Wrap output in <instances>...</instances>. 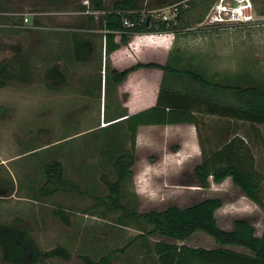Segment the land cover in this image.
Instances as JSON below:
<instances>
[{
	"label": "rangeland",
	"instance_id": "1",
	"mask_svg": "<svg viewBox=\"0 0 264 264\" xmlns=\"http://www.w3.org/2000/svg\"><path fill=\"white\" fill-rule=\"evenodd\" d=\"M114 1L104 0L107 6ZM245 1L250 4L242 10L249 17L248 22L208 24L217 3L234 6ZM175 4L186 9L181 24L191 30H181L177 22L174 33L147 34L150 39H167L170 50L167 56L147 55L145 59L155 58L163 65L170 55L179 54V67L198 68L210 82L224 84L233 77L234 82L245 87L244 76L249 75L246 79H253L264 88V0L138 2L141 15L155 19ZM88 7V0H0V62H9V71L14 75L13 80L0 85V191L5 190L4 196H0V223L12 224L18 219L41 251L60 246L70 254L66 261L50 258L39 264H82L79 255L96 260L109 253L111 264H158L153 245L163 239L149 235V225L123 217L121 211L95 205L93 199L108 194L107 182L116 179L112 161L129 151L124 121L127 116L107 122L127 114L135 103L128 104L125 96L118 97L110 81L105 85L103 80L100 85L105 63L97 57L89 64L78 65L72 56V63L57 66L64 81L54 80L55 84L45 77V71L53 66L51 56L45 57V52L54 53L58 44L67 47V38L78 36L70 31L80 17L86 16L84 10ZM24 17L28 18L27 23L23 22ZM20 55L30 66L32 81L16 63ZM132 56L135 58L133 53ZM135 62L137 59L116 70ZM106 64L110 67L109 62ZM25 77L31 82L22 81ZM169 81L167 77L166 82ZM226 97L223 95V99ZM154 105L149 104L148 108ZM194 116L197 139L206 155L224 140L234 136L241 140L242 161L260 173L264 198V125L251 126L209 115L204 110ZM142 131H149L151 137L142 140L140 148L135 138L134 164L120 188L121 203L129 212H159L170 206L185 208L206 198H218L223 202L215 214L219 228L230 231L234 220L246 219L255 228L256 236L261 235L264 207L249 202L232 184L215 186L211 181L206 189L198 187L193 175L198 159L177 166L179 130L154 126ZM55 161L62 165L64 178L81 193L43 196L38 192L44 182L43 166ZM54 209L65 213L67 225L52 215ZM179 244L218 248L203 232H196ZM224 248L250 255L236 245ZM0 264L7 263L0 259Z\"/></svg>",
	"mask_w": 264,
	"mask_h": 264
},
{
	"label": "trees",
	"instance_id": "2",
	"mask_svg": "<svg viewBox=\"0 0 264 264\" xmlns=\"http://www.w3.org/2000/svg\"><path fill=\"white\" fill-rule=\"evenodd\" d=\"M138 2L139 0H116L110 6H105L103 0H88L89 7L83 8L84 11L89 12H105L98 16L95 24L88 25V27H97L105 31L103 36L105 85L110 81L113 88L123 82L129 73L138 69H159L164 75L153 107L129 116L124 114L107 122L127 116L124 121L126 122L125 130L129 134V151L113 159L112 167L116 179L113 182H107L108 194L95 196L94 204L109 211H121L123 217L149 225L151 230L148 234L163 239L153 245L158 264H264V226L260 236H256L255 228L246 219L234 220L230 231L220 229L216 223L215 211L223 206L221 199L206 198L185 208L170 206L163 211H149L141 214L129 212L121 203L120 188L126 176L131 174L130 170L134 164L138 127L178 124H192L196 127L194 113H199L200 110L212 116L225 117L251 126L264 125V88L257 85L253 79H246L249 75L244 76L245 87L234 82L233 77H229L224 84L210 82L198 68L187 65L179 67V54L170 55L163 65L137 62L121 71L109 67L106 64L109 54L127 45L130 36L174 33L177 31V22L181 24L182 13L186 10L179 6L175 20L166 23L150 15H141ZM86 18L89 22L93 21V16L90 14H87ZM124 22H127L129 26L124 25ZM179 28L191 30V27H182V24ZM77 35L72 37L73 59L78 63L89 64L93 58L91 42L81 37V34L77 33ZM16 60L20 71H24L32 81L30 66L27 65L24 55H20ZM8 63L0 62V85L14 79V75L9 71ZM45 77L53 82L54 80L64 81V75L59 72L57 66L47 69ZM167 77H170L169 83L166 82ZM30 80L26 77L22 79L25 83L31 82ZM192 83H196V86L192 87ZM222 94H226L227 97L223 99ZM204 106L206 109H203ZM257 135H259L258 132ZM242 146L241 140L234 136L224 140L220 147L210 155H206L200 144L201 162L193 168L195 182L198 187L206 189L209 178L215 184L230 178L232 184L246 199L264 207L260 173L251 165L246 166L242 161V154H240ZM43 177L44 182L38 188V192L43 196L53 195L56 192L81 193L72 182L64 178L62 165L59 162L45 164ZM3 194L5 190L0 191V196H4ZM52 215L62 224H68L67 216L63 211L54 209ZM196 232H203L209 236L218 248L203 249L179 244ZM130 242L119 251H123ZM229 245L242 247L249 251L250 255L235 253L224 248ZM0 252L1 261L7 264H39L43 259L59 258L66 261L70 257V254L60 246L49 251H41L30 232L18 219L12 224L0 223ZM77 258L82 264H111L112 261L110 253L96 260L85 255H79Z\"/></svg>",
	"mask_w": 264,
	"mask_h": 264
},
{
	"label": "crops",
	"instance_id": "3",
	"mask_svg": "<svg viewBox=\"0 0 264 264\" xmlns=\"http://www.w3.org/2000/svg\"><path fill=\"white\" fill-rule=\"evenodd\" d=\"M104 5L107 6L105 2H104ZM84 12H86V15L87 14L92 15L93 21L89 22L86 16L80 17L78 21H76L77 22L76 25L73 27V29L70 32H76L78 34L80 33L81 37L89 39L92 45L93 57L99 58V61L101 63L103 62L104 64L105 56H104V49H103V36L105 34V31L97 27L95 28L88 27V25H92L93 23L95 24V22H97L98 16L103 15L105 12H100V11H90V12L84 11ZM146 35L147 34H136V35L130 36L127 45L121 46L118 50L109 54L107 61L109 62L110 67L113 69H117L122 64L130 62V61L132 62V60L134 61L135 59H137V62H141V63L151 62V63H157V64L162 65L160 62H157L155 58H152L151 60L145 59V58L147 55H148V58L149 56L155 57L158 54H166L167 56L170 50L168 40L164 38L150 39L151 36H146ZM67 39L69 41L68 42L69 45L67 43V47L66 45L63 46L61 44H58L57 47L55 48L54 53L50 54L49 50L45 52L44 54L45 57L51 56L52 61H53L52 62L53 66L55 65L62 66L64 65V63L65 64L72 63L70 61L72 60V37L70 36ZM115 41L116 42L118 41L117 37L115 38ZM68 46H70V48ZM130 51L133 53V55H135V58H133L132 53ZM93 61L94 59L92 58L91 62ZM74 63L75 64L77 63L78 65H85L82 63H78V62H74ZM60 70H61V67H60ZM160 71L161 70L159 69L135 70L129 73L128 76L123 80V82L113 87L118 97L125 96V99L127 101L126 103L128 104L135 103L134 106L129 107V112L127 113L128 115L145 110L148 108L149 104L156 103V99H157V95H158V91H159V87L161 83V78H162ZM102 83H103V77H101L100 85ZM144 127L146 128V127H154V126H141L137 128V132H136L137 148H140V146H142V143L145 139L148 140L151 137V135L149 134V131L148 132L142 131V128ZM156 127H170V128H176L177 130H179L178 132L181 135V139H180V144H179L180 146L176 153L177 154L176 159L179 161V165H177L178 167L185 164V162H190V161L193 162V160H196V159H198V161L201 162L202 152H201L200 143H199V140L197 139V134L195 131L196 127L194 125L178 124V125H167V126H156ZM185 143H187L188 146H185L184 145ZM202 151L205 154H207V151H205L204 148H202ZM199 163H197L196 165H198ZM209 179L210 181H208V186H210L209 183L212 181L211 178ZM213 184L215 186H221V185L227 184L228 186L229 184H232V182L230 178H226L220 184H215V183ZM197 190H200V189L197 188ZM216 212L217 210L215 211V214Z\"/></svg>",
	"mask_w": 264,
	"mask_h": 264
},
{
	"label": "built area",
	"instance_id": "4",
	"mask_svg": "<svg viewBox=\"0 0 264 264\" xmlns=\"http://www.w3.org/2000/svg\"><path fill=\"white\" fill-rule=\"evenodd\" d=\"M236 1V0H234ZM242 2V1H241ZM180 4H175L169 6L161 11L159 14V19L163 22L169 23L174 21L178 15V9ZM250 7V4L245 1V4L230 6L228 4L217 3L212 9V15L208 24L212 25H232L238 22L245 23L250 19L248 16L243 14L242 10H245ZM23 22L27 23L28 18L24 17ZM124 25L129 26L127 22H124Z\"/></svg>",
	"mask_w": 264,
	"mask_h": 264
}]
</instances>
